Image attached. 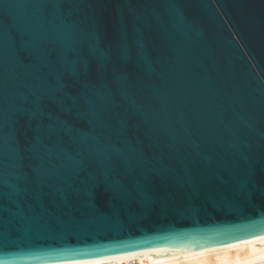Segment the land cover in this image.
<instances>
[{
    "label": "water",
    "instance_id": "obj_1",
    "mask_svg": "<svg viewBox=\"0 0 264 264\" xmlns=\"http://www.w3.org/2000/svg\"><path fill=\"white\" fill-rule=\"evenodd\" d=\"M59 2L0 0V264L263 235L264 0ZM44 96L47 128L76 127L107 167L41 153L26 174L11 122L28 145L39 121L16 114Z\"/></svg>",
    "mask_w": 264,
    "mask_h": 264
},
{
    "label": "snow or ice",
    "instance_id": "obj_2",
    "mask_svg": "<svg viewBox=\"0 0 264 264\" xmlns=\"http://www.w3.org/2000/svg\"><path fill=\"white\" fill-rule=\"evenodd\" d=\"M67 0H61V2L56 4V7L61 11L63 3ZM24 29L18 27V29L11 33L17 47V55L19 58H23L24 54L27 53L28 59H34L36 65L39 66L41 74L43 69L47 64L43 56V51L35 50L27 43V38L23 34ZM49 79V78H48ZM59 87L64 92V85L59 81ZM59 96L60 93H57ZM58 104L57 100L49 99L47 96L42 97L38 107H33L31 112L25 108L16 114L19 118L23 115H30L33 120L39 121L38 127L36 129V135L33 137L32 141L26 145L21 146L18 138L16 123L17 119H13L11 122L10 138L11 143L17 150V154L20 156V163L24 167L27 175H30L31 169L29 164L35 165L37 161L38 154H44L48 156L56 155H66L68 153L76 156L80 162V167L82 169V174L86 172H91L92 169L99 167L101 163L107 167V161L110 158L105 155V150L101 145H94L92 143L81 142L77 138V128L74 126L54 127L47 128V124L51 123L49 121L47 124L43 123L47 119L46 114L43 111V104L45 101ZM27 161V163H26ZM87 189V186L85 190ZM6 190V189H5ZM92 208L91 212H95L94 205L90 206ZM68 211L74 212L71 205H68ZM111 258L106 256L91 257L86 259H72V260H59L56 264H78V262H83V264H91V262H99L103 264L105 261H109Z\"/></svg>",
    "mask_w": 264,
    "mask_h": 264
},
{
    "label": "bare ground",
    "instance_id": "obj_3",
    "mask_svg": "<svg viewBox=\"0 0 264 264\" xmlns=\"http://www.w3.org/2000/svg\"><path fill=\"white\" fill-rule=\"evenodd\" d=\"M259 236H264V234ZM255 237L221 245H204L178 249L162 256L151 257L149 254H134L111 257L109 261H105L103 264H230L234 259L256 260L264 257V251H261L260 248L255 246L251 248L229 247ZM78 264H83V262H78Z\"/></svg>",
    "mask_w": 264,
    "mask_h": 264
},
{
    "label": "clouds",
    "instance_id": "obj_4",
    "mask_svg": "<svg viewBox=\"0 0 264 264\" xmlns=\"http://www.w3.org/2000/svg\"><path fill=\"white\" fill-rule=\"evenodd\" d=\"M260 248L261 251H264V236H257L255 238L245 240L238 244L230 245L231 248H251V247ZM91 264H99V262H91ZM230 264H264V257H260L259 259H234L230 262Z\"/></svg>",
    "mask_w": 264,
    "mask_h": 264
},
{
    "label": "built area",
    "instance_id": "obj_5",
    "mask_svg": "<svg viewBox=\"0 0 264 264\" xmlns=\"http://www.w3.org/2000/svg\"><path fill=\"white\" fill-rule=\"evenodd\" d=\"M130 264H137V263H130Z\"/></svg>",
    "mask_w": 264,
    "mask_h": 264
}]
</instances>
